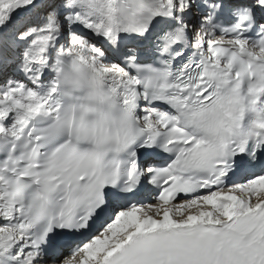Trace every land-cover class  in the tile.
Masks as SVG:
<instances>
[{
	"label": "snow or ice",
	"instance_id": "1",
	"mask_svg": "<svg viewBox=\"0 0 264 264\" xmlns=\"http://www.w3.org/2000/svg\"><path fill=\"white\" fill-rule=\"evenodd\" d=\"M0 264H264V0H0Z\"/></svg>",
	"mask_w": 264,
	"mask_h": 264
}]
</instances>
